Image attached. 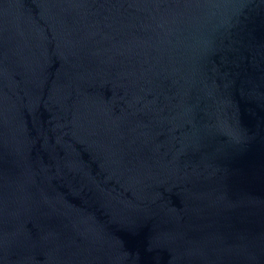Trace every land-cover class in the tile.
<instances>
[{
  "label": "water",
  "instance_id": "water-1",
  "mask_svg": "<svg viewBox=\"0 0 264 264\" xmlns=\"http://www.w3.org/2000/svg\"><path fill=\"white\" fill-rule=\"evenodd\" d=\"M0 264H264V0H0Z\"/></svg>",
  "mask_w": 264,
  "mask_h": 264
}]
</instances>
